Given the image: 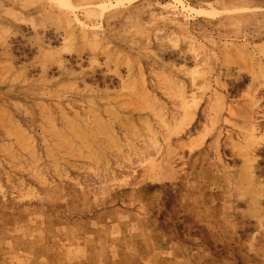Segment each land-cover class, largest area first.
Returning a JSON list of instances; mask_svg holds the SVG:
<instances>
[{"label":"rangeland","instance_id":"obj_1","mask_svg":"<svg viewBox=\"0 0 264 264\" xmlns=\"http://www.w3.org/2000/svg\"><path fill=\"white\" fill-rule=\"evenodd\" d=\"M0 264H264V0H0Z\"/></svg>","mask_w":264,"mask_h":264}]
</instances>
